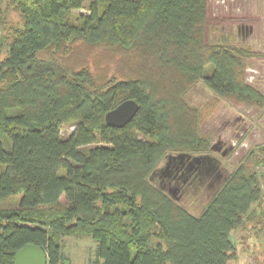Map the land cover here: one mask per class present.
I'll list each match as a JSON object with an SVG mask.
<instances>
[{
	"label": "trees",
	"instance_id": "1",
	"mask_svg": "<svg viewBox=\"0 0 264 264\" xmlns=\"http://www.w3.org/2000/svg\"><path fill=\"white\" fill-rule=\"evenodd\" d=\"M5 4L21 26L1 37L0 264L28 244L47 264H70L64 237L92 239L94 264L234 259L230 234L261 197L254 173L238 166L197 216L149 181L167 155L209 151L201 113L185 100L199 81L217 97L264 105L245 83L247 53L207 41L206 0ZM101 53L112 72L90 66ZM126 100L138 105L134 118L107 126L104 115ZM14 197L15 207H1Z\"/></svg>",
	"mask_w": 264,
	"mask_h": 264
},
{
	"label": "rangeland",
	"instance_id": "2",
	"mask_svg": "<svg viewBox=\"0 0 264 264\" xmlns=\"http://www.w3.org/2000/svg\"><path fill=\"white\" fill-rule=\"evenodd\" d=\"M89 2L90 0H83L84 7ZM0 9L6 20L0 26V58H3L6 48L1 44V37L6 34L10 25L21 26V22L19 15L7 8L5 0H0ZM79 13L85 14L87 9L80 10ZM205 26L208 42L218 44L221 43L219 38L223 37L226 42L223 41V46L247 53L245 83L264 97V0H206ZM217 40L218 43H214ZM82 51L83 48H80L74 54L71 66L82 58ZM106 58L101 53L93 61L89 60V64L93 66L96 62L98 69L108 68L112 72L113 66L108 65L110 62H106ZM185 100L201 113L199 130L207 138L208 147L220 138L227 147L232 148L225 158L219 157L221 169L223 167L226 173H232L243 165L247 173H254L258 179L261 197L250 206L248 213L253 216L252 219L247 217L241 226L231 232L236 257L227 264H264V105L256 107L234 98L217 97L202 81L188 90ZM72 130L65 127L61 135L66 138ZM208 153L210 151L205 154ZM165 163L166 159H163L157 169L164 168ZM151 183L156 188H161L156 177L152 178ZM203 188L202 186L197 191L187 193L177 203L191 215L197 216L213 196H209L210 193ZM178 196L177 194L176 197ZM17 201L18 197L8 199L1 207H15ZM62 244V253L70 264H94L96 244L92 239L64 237Z\"/></svg>",
	"mask_w": 264,
	"mask_h": 264
},
{
	"label": "flooded vegetation",
	"instance_id": "3",
	"mask_svg": "<svg viewBox=\"0 0 264 264\" xmlns=\"http://www.w3.org/2000/svg\"><path fill=\"white\" fill-rule=\"evenodd\" d=\"M223 142V141H222ZM228 148L225 143L217 152L210 154H200L196 156H205L199 164H188L186 160L170 162V168L158 171L154 174V178L159 179V186L167 191L177 189L179 198L189 192L197 191L200 187H204L212 196L225 183L230 173H226L222 167L219 157L224 149ZM231 153V152H230ZM225 158V157H222Z\"/></svg>",
	"mask_w": 264,
	"mask_h": 264
},
{
	"label": "water",
	"instance_id": "4",
	"mask_svg": "<svg viewBox=\"0 0 264 264\" xmlns=\"http://www.w3.org/2000/svg\"><path fill=\"white\" fill-rule=\"evenodd\" d=\"M138 109V105L133 100L123 101L104 115V123L109 127L121 129L134 118L138 112ZM223 143L224 142L218 138L217 141L209 147V151H219ZM231 150V147L224 149L223 153H221V156H227ZM164 159H166L165 167L156 169L149 177L150 182L156 172L170 168L169 163L172 161L186 160L188 164H199L200 161L205 159V156H192L191 154L181 153L176 155H167ZM158 189L166 193L173 201L178 202L180 200L179 197H176L177 189L173 188L172 191H167L163 188ZM13 264H47V256L40 247L33 244H28L16 251L14 254Z\"/></svg>",
	"mask_w": 264,
	"mask_h": 264
}]
</instances>
